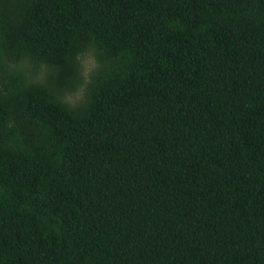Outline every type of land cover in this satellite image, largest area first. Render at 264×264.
I'll use <instances>...</instances> for the list:
<instances>
[{
  "label": "trees",
  "instance_id": "obj_1",
  "mask_svg": "<svg viewBox=\"0 0 264 264\" xmlns=\"http://www.w3.org/2000/svg\"><path fill=\"white\" fill-rule=\"evenodd\" d=\"M0 53L53 68L0 60V264H264V0H0Z\"/></svg>",
  "mask_w": 264,
  "mask_h": 264
},
{
  "label": "clouds",
  "instance_id": "obj_2",
  "mask_svg": "<svg viewBox=\"0 0 264 264\" xmlns=\"http://www.w3.org/2000/svg\"><path fill=\"white\" fill-rule=\"evenodd\" d=\"M0 60L3 61L4 69L9 75H18L26 83L44 84L53 71L52 66L43 60H34L24 55L17 60L8 61L0 53ZM74 62L78 79L72 87L66 88L58 97L59 102L69 109H75L86 103L89 95V85L102 67L101 52L94 43H88L79 48L74 54ZM111 71H116L115 63L103 65ZM9 127L14 123L9 119ZM56 227V225H53Z\"/></svg>",
  "mask_w": 264,
  "mask_h": 264
}]
</instances>
